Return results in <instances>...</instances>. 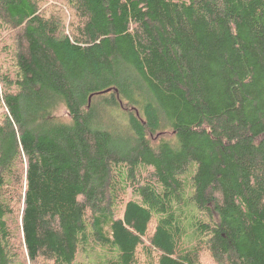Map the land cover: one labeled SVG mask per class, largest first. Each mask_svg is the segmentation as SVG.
Segmentation results:
<instances>
[{
    "label": "trees",
    "instance_id": "16d2710c",
    "mask_svg": "<svg viewBox=\"0 0 264 264\" xmlns=\"http://www.w3.org/2000/svg\"><path fill=\"white\" fill-rule=\"evenodd\" d=\"M79 255L264 264V0H0V264Z\"/></svg>",
    "mask_w": 264,
    "mask_h": 264
},
{
    "label": "rangeland",
    "instance_id": "374dc122",
    "mask_svg": "<svg viewBox=\"0 0 264 264\" xmlns=\"http://www.w3.org/2000/svg\"><path fill=\"white\" fill-rule=\"evenodd\" d=\"M92 257V256H91ZM86 257H83V256H78V259L76 261V264H85L87 258L85 259ZM210 264H212V262H210V260L208 261ZM27 263V262H26ZM28 264V263H27Z\"/></svg>",
    "mask_w": 264,
    "mask_h": 264
}]
</instances>
